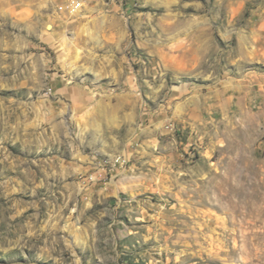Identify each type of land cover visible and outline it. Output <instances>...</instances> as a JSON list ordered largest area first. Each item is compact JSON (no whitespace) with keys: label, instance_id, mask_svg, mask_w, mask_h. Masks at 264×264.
Here are the masks:
<instances>
[{"label":"rangeland","instance_id":"obj_1","mask_svg":"<svg viewBox=\"0 0 264 264\" xmlns=\"http://www.w3.org/2000/svg\"><path fill=\"white\" fill-rule=\"evenodd\" d=\"M0 264H264V0H0Z\"/></svg>","mask_w":264,"mask_h":264},{"label":"built area","instance_id":"obj_2","mask_svg":"<svg viewBox=\"0 0 264 264\" xmlns=\"http://www.w3.org/2000/svg\"><path fill=\"white\" fill-rule=\"evenodd\" d=\"M54 2L60 11H66L70 14L79 13L85 6L86 0H50Z\"/></svg>","mask_w":264,"mask_h":264}]
</instances>
